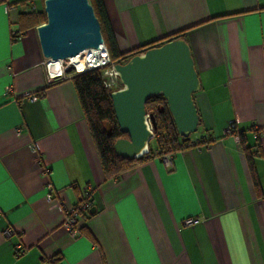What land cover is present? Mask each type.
<instances>
[{"label": "crops", "instance_id": "crops-1", "mask_svg": "<svg viewBox=\"0 0 264 264\" xmlns=\"http://www.w3.org/2000/svg\"><path fill=\"white\" fill-rule=\"evenodd\" d=\"M42 1L0 0V264H264V0H100L121 55L184 39L200 84L192 137L207 142L112 179L71 81L48 82L36 27L20 30ZM238 133L259 146L252 173ZM87 185L93 213L73 239L64 212Z\"/></svg>", "mask_w": 264, "mask_h": 264}, {"label": "water", "instance_id": "water-1", "mask_svg": "<svg viewBox=\"0 0 264 264\" xmlns=\"http://www.w3.org/2000/svg\"><path fill=\"white\" fill-rule=\"evenodd\" d=\"M45 23L36 27L43 60L71 58L104 47L100 25L88 0H43ZM113 70L120 87L109 93L119 132L127 138L113 143L116 156L133 160L145 153L155 122L145 103L161 95L177 136L197 132L199 116L193 95L200 91L190 49L183 38H173L116 63ZM93 213V209L90 210Z\"/></svg>", "mask_w": 264, "mask_h": 264}, {"label": "trees", "instance_id": "trees-1", "mask_svg": "<svg viewBox=\"0 0 264 264\" xmlns=\"http://www.w3.org/2000/svg\"><path fill=\"white\" fill-rule=\"evenodd\" d=\"M88 1L92 6L94 14L99 22L103 43L112 63H124L132 56L141 52H134L125 56L119 54L108 28V23L106 21V16L104 14L101 1ZM19 20L22 24L20 30L24 31L28 28H35L45 23V15L43 13V9H41V11H30L29 13L22 14L19 17ZM172 38L181 37L178 36V34H175L172 36ZM100 76V71L93 70L79 75H71L69 80L71 81L74 88L75 95L81 109L82 117L89 130L101 169L106 179L117 177L122 171L129 168L134 162H144L148 159L159 157L161 155H174L181 149L185 148L187 139L177 136L166 106V102L161 95H157L151 97L145 103L146 114L151 115L155 122V130L153 131L152 138L154 146L151 148L148 145V153L138 160H128L116 156L112 148L113 143L117 139L127 138V135L119 132L116 120L114 118L111 101L109 99V93L113 90L103 87ZM119 87L120 84L118 85L117 89ZM237 136L248 162L249 169L252 173V159L259 152V146H255V151L251 153V148H247L244 144L243 133H238ZM255 137L258 141V133H255ZM255 188L258 190V187ZM82 233L88 240L94 242L91 234L88 231L83 230ZM59 261L60 257L50 260L51 264H56Z\"/></svg>", "mask_w": 264, "mask_h": 264}, {"label": "built area", "instance_id": "built-area-1", "mask_svg": "<svg viewBox=\"0 0 264 264\" xmlns=\"http://www.w3.org/2000/svg\"><path fill=\"white\" fill-rule=\"evenodd\" d=\"M75 58V60H73ZM42 69L45 75V79L48 82L56 81V80H66L71 75H79L88 71L98 70L101 73V83L104 88L115 90L119 85V81L116 73L113 70V66L115 65L109 59L107 50L104 47L99 50H86L75 57L71 58H57L55 60H43L41 63ZM69 73V74H66ZM9 89L7 88L6 91ZM35 97H31V101H35ZM147 124L149 125L148 115L146 114ZM232 131V124L230 123L226 129V132L229 133ZM194 135V134H193ZM207 145V142L203 137L194 138L192 135L187 138V143L185 148H200ZM32 153H36V150L33 146L30 147ZM148 153V148L145 150V153L137 156L135 160L140 159L142 156ZM173 155H161L157 158L161 159L162 162L169 167L170 161ZM47 190V201L50 200V192L52 191V186L50 184H46L45 186ZM91 186L87 185L81 190V196L76 205L65 209L63 222L61 224L62 229L69 235L71 238H77L80 235V231L77 227V220L82 218L84 215L89 214L91 210V201L90 197L92 195ZM199 221L195 220H185L183 222V226L192 227L197 225ZM5 237H9L11 232L9 230L4 232Z\"/></svg>", "mask_w": 264, "mask_h": 264}, {"label": "rangeland", "instance_id": "rangeland-1", "mask_svg": "<svg viewBox=\"0 0 264 264\" xmlns=\"http://www.w3.org/2000/svg\"><path fill=\"white\" fill-rule=\"evenodd\" d=\"M198 131H199V129H198ZM148 145L152 148L154 146L153 140H150L149 143H148Z\"/></svg>", "mask_w": 264, "mask_h": 264}, {"label": "bare ground", "instance_id": "bare-ground-1", "mask_svg": "<svg viewBox=\"0 0 264 264\" xmlns=\"http://www.w3.org/2000/svg\"><path fill=\"white\" fill-rule=\"evenodd\" d=\"M55 60V59H54ZM73 60H75V58H73Z\"/></svg>", "mask_w": 264, "mask_h": 264}]
</instances>
